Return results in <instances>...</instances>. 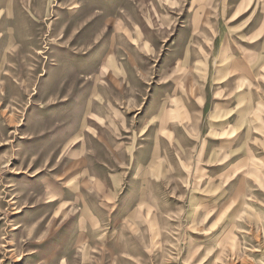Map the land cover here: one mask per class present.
I'll use <instances>...</instances> for the list:
<instances>
[{
	"label": "rangeland",
	"instance_id": "obj_1",
	"mask_svg": "<svg viewBox=\"0 0 264 264\" xmlns=\"http://www.w3.org/2000/svg\"><path fill=\"white\" fill-rule=\"evenodd\" d=\"M234 2L0 0V264H264L262 5ZM236 58L260 103L225 146L207 72ZM104 140L116 193L66 197Z\"/></svg>",
	"mask_w": 264,
	"mask_h": 264
},
{
	"label": "crops",
	"instance_id": "obj_2",
	"mask_svg": "<svg viewBox=\"0 0 264 264\" xmlns=\"http://www.w3.org/2000/svg\"><path fill=\"white\" fill-rule=\"evenodd\" d=\"M257 1L258 5L262 6L257 10L258 13L255 27L258 34L260 35L261 33L260 36H262L263 39L256 45L258 48V57L255 69L256 75L261 79L263 89L262 101L264 102V0ZM234 3L237 5L246 4L245 0H235ZM245 10L246 9L243 8V6H240L234 13L231 12L230 14H227L225 21L228 23H225L224 27H230L232 30L237 31L236 34H241L248 23V15L245 14ZM208 20L210 21V18ZM242 70V64L236 58L232 59L231 63L228 62L225 65L222 63L216 66L215 64L214 67H209L207 72L208 81L206 83L210 86V98L214 95L216 86L220 85L224 89L223 99L218 97L212 98L214 101H219L218 104L220 105L216 104V106L213 107L210 106V102L209 107L205 109H207V113L210 117L218 116L219 118H223V116H225L223 120H217L209 123V133L219 137L225 146L227 145L228 140L234 141L241 138L243 140L249 139L250 137L248 134L254 132V128L249 123L247 116L250 107L251 109H253V107H257V109L259 108L260 93L256 90L248 91L246 87H243L246 83L247 75ZM204 83L205 82L202 81L200 77H194L193 84ZM262 110L264 111V104L262 106ZM262 124L264 125V113L262 115ZM263 125L258 126L263 127ZM258 126L255 125L257 129L259 128ZM262 131L264 133V130ZM229 134L231 137L227 136ZM260 140L264 141V139ZM91 147L92 150H89V152H85L86 150L82 151L84 158L86 159L85 166L77 173L78 179L76 178V174L72 176V183L68 182L66 185L65 195L68 197V193L70 192L69 197L76 198L78 200L80 195H84L92 202L96 203L97 207H101V203L98 199L99 192L103 189H107L110 193H116L117 191L116 182L120 179L118 169L121 168V152L117 146L111 147L105 140L101 141L100 145L96 146L93 144ZM210 151L211 150L209 149V153ZM78 180L80 182L79 187H77ZM85 183H87L86 185H90V189H85L82 186V184L85 185ZM111 183H113L114 186L111 185ZM79 201L81 202V200Z\"/></svg>",
	"mask_w": 264,
	"mask_h": 264
},
{
	"label": "bare ground",
	"instance_id": "obj_3",
	"mask_svg": "<svg viewBox=\"0 0 264 264\" xmlns=\"http://www.w3.org/2000/svg\"><path fill=\"white\" fill-rule=\"evenodd\" d=\"M97 54H98V53H97ZM98 56H99V54H98ZM100 56H101V55H100ZM100 56H99V57H100ZM95 57H96V56H95ZM101 57H102V56H101ZM99 59H100V58H99ZM99 59H98V60H99ZM96 60H97V59H96ZM90 62H91V61H90ZM85 64H86V63H85ZM82 68H83V66H82ZM79 69H80V68H79ZM73 128H75V127H73Z\"/></svg>",
	"mask_w": 264,
	"mask_h": 264
}]
</instances>
